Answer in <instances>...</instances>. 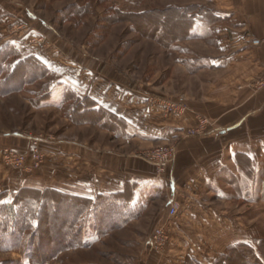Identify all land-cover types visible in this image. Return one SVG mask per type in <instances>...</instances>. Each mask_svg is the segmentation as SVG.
I'll return each mask as SVG.
<instances>
[{
	"label": "rangeland",
	"instance_id": "rangeland-1",
	"mask_svg": "<svg viewBox=\"0 0 264 264\" xmlns=\"http://www.w3.org/2000/svg\"><path fill=\"white\" fill-rule=\"evenodd\" d=\"M206 5L204 0H0V232L21 229V224L13 227L10 213L21 210L14 203L23 189L74 196L61 192L60 186L75 182L81 170L85 171V164L81 166L76 159L82 143L138 158L132 163L150 168L156 178L155 169L140 158L142 153L173 145L178 154L193 138L213 141L212 130L199 137H190L188 131L196 125V114L219 129L220 122L204 110L211 96L210 86L203 83L205 72L195 74L210 66L209 57L219 56L221 37L210 26L197 25L198 37L181 40L188 27L178 15L179 10L191 7L210 11ZM244 69V73H252L254 67ZM233 75L226 74L227 79ZM243 76L237 89L242 86L249 94L261 91L264 63L260 76L251 80H247L249 75ZM212 93L224 91L213 88ZM180 99L189 108L184 114L167 113L161 105ZM91 103L96 104L95 110L99 107L112 115L103 121L104 126L96 122L98 114L89 110ZM125 138L128 141L122 140ZM261 142L260 183L258 189L253 188L257 202H249L252 189L246 184L253 173L244 172L241 180L235 170L228 171L215 178V188L205 189L210 199L204 200V208L210 209L197 211L199 217L190 219L185 211L171 222L164 201L150 204L144 198L131 203L139 208L138 217L122 219L120 227L111 230L113 224L106 223L101 230L108 231L100 233L98 227L93 228L97 223L93 210H115L120 204L105 208V201H97V196L77 227L85 244L66 247L44 264H189L191 260L217 264L236 246L254 248L264 256V140ZM87 153L88 157L93 154ZM108 156L103 163L111 157L106 167L112 169L115 155ZM245 159L241 162L246 163ZM108 174L104 172L101 178L106 180ZM194 175L189 174L190 179ZM185 181L188 179L182 180L183 185H187ZM189 203L193 208L192 201L183 202ZM165 224L168 240L161 251H153L154 230ZM31 225L35 228L34 220ZM52 227L53 235L63 234L59 222L46 225ZM30 233L32 230L24 237ZM4 241L7 239L0 240L1 263L42 264L40 257L28 260L17 251H8L20 241L12 246ZM22 241L31 252L24 238ZM39 242L35 241L34 254L60 247L40 242L39 248ZM240 261L235 259L233 264Z\"/></svg>",
	"mask_w": 264,
	"mask_h": 264
},
{
	"label": "crops",
	"instance_id": "crops-1",
	"mask_svg": "<svg viewBox=\"0 0 264 264\" xmlns=\"http://www.w3.org/2000/svg\"><path fill=\"white\" fill-rule=\"evenodd\" d=\"M204 1L209 5L210 12L213 14L212 18L222 20V22H212L211 24L197 20L196 23V26H210L214 29V33L218 32L217 34L221 37L220 42L217 44L220 48L219 56L209 57L211 60L210 66L195 74V76H198L205 72L203 83L210 86L211 92L213 88L216 92L224 91L220 95L211 94L208 91L211 96L208 98V102L204 103L206 113L220 122L219 131L209 133L213 141L209 143L201 142L199 139L193 138L186 142L176 156L175 164L166 185L156 180L150 168H140L132 163L133 160L138 161V158L133 159V156L111 150L102 152L101 149L82 143L79 145L81 152H79L76 159L81 161V166L82 163L85 164V171L81 170L82 172L79 177L75 178V182H67L65 186H60L61 192L90 200L101 195L131 196V192H134V200L137 201L144 198L150 204L157 200L164 201L167 215L169 211L166 200L168 193V195H176L182 203L185 200L193 202V208L187 211L191 219L199 217L197 211H200V209H210L209 206L204 208L206 203L204 200L210 199L207 198L208 195L205 193L207 190L205 189L210 188L212 190L218 184V181L215 180L217 176L235 170V174L241 180H244L242 178L244 172L251 171L253 173L251 179L246 180V184L252 189L248 196L249 202L252 204L257 202V191H254L253 188L257 187L258 189L260 183L257 172L260 168L258 159L261 150H258V147L263 145L261 140H264V88L259 92L249 94L242 86L240 90L237 89V85L243 80L241 78L244 77V74L249 75L247 80H251L255 79V75L260 76L263 70L264 0ZM253 38L261 39L262 44L253 46L251 43ZM191 41L195 42L197 40ZM223 42L229 44L224 46ZM244 67L249 70L254 67L253 74L249 71L244 73ZM242 72L244 74L241 75ZM231 73L235 77L227 79L226 74L231 76ZM239 76L241 77L238 78ZM232 82H236V84L233 85ZM123 129H126V127H123ZM127 139L122 140L128 141ZM229 139L230 142H228ZM114 140L121 141L120 137H115ZM131 140L130 138L129 141ZM159 141L154 140V142ZM88 151L93 153L89 157ZM113 154L115 156L112 160V170L107 168L106 165L110 161V155ZM105 155H109L108 158L110 157L107 163H103L106 158ZM241 159H245L246 163L241 162ZM106 171L109 174L106 176L107 179L104 180L101 177ZM189 174L195 175L190 179ZM233 176L235 177V175ZM187 179L188 183L185 181L187 185H183L182 180ZM34 187L40 188L41 186ZM182 189L188 191L189 194L186 195V192H183ZM208 193H211V191ZM247 194L248 192L245 195ZM201 197L205 199L201 201ZM150 204L147 210H149ZM204 214L201 218L205 216ZM178 219L179 217L177 221ZM177 224L180 225V221ZM177 229L183 231L180 228ZM182 234H184V231ZM194 261L202 264L197 260Z\"/></svg>",
	"mask_w": 264,
	"mask_h": 264
},
{
	"label": "trees",
	"instance_id": "trees-1",
	"mask_svg": "<svg viewBox=\"0 0 264 264\" xmlns=\"http://www.w3.org/2000/svg\"><path fill=\"white\" fill-rule=\"evenodd\" d=\"M178 15L182 19L186 21L187 31L182 36V39H190L194 37H198L196 23L197 20H201L206 24L218 23L222 22L221 19H213L212 13L209 10L204 9L203 7H191L182 11L179 10ZM226 21V20H225ZM36 79V75H33ZM91 108L89 109L91 113L98 114L99 119L98 124L104 126V122L107 119H110L112 115H110L106 110L98 107V111L95 110L97 107L95 103H91ZM95 111V112H92ZM94 117V116H93ZM109 123V122H108ZM107 125V124H106ZM131 196L127 195H113V196H99L96 200L105 201V208L109 206V204L114 207L116 204H120L119 209H113L108 211L101 210H93L95 214V218L97 219V223L93 226L97 232H104L108 230H101V227H105L106 223H112L111 229L119 228V222L124 219L125 221L130 218H136L139 216L140 210L137 206H134L132 201L134 200L135 194L131 192ZM55 196V197H53ZM56 197H61L60 199H56ZM95 201L90 199H83L77 196H67L61 195L53 190H43V191H25L23 189L18 195L16 202L14 203L15 208L22 207L21 210L16 214V212L10 213V222H13V227L22 225L21 229L16 231L14 228L11 230H6L0 232V240L7 239L4 241V244L13 245L16 242L20 241L19 246L15 245L8 251H17L23 255L26 259L30 260L35 257L41 258L42 264L48 263V261L52 260L56 255L62 252L66 247H76L78 245L83 246L81 240V234L77 231V227L79 222L82 220L83 215L89 211L92 207L91 205ZM62 216V219L59 220L57 216ZM127 215H129L127 217ZM127 217V218H126ZM35 221V225L33 228L32 221ZM54 222H59L62 230L61 236L53 235V228H46V225L53 224ZM54 226V225H53ZM32 230V233L28 235V237H24V235ZM101 230V231H100ZM55 234V233H54ZM40 235V236H39ZM80 235V236H79ZM23 238L27 243V246L31 248V252L26 251V247L23 246ZM40 239V242L43 245L49 243L55 244L58 243L60 247H54V249L49 250L48 252L39 251L34 254L32 252L36 246L35 241ZM40 242L37 243L40 248ZM70 244V245H68ZM66 245V246H64ZM68 245V246H67ZM38 247V246H37ZM51 252V254H50ZM31 253V254H30ZM241 260V264H264V256L262 253L257 252L256 249L249 248L246 246H236L231 249L222 260L217 264H233L234 260ZM39 262V261H38ZM0 264H3L0 262ZM11 264H15L11 262ZM21 264V263H18ZM189 264H199L194 260H191Z\"/></svg>",
	"mask_w": 264,
	"mask_h": 264
},
{
	"label": "built area",
	"instance_id": "built-area-1",
	"mask_svg": "<svg viewBox=\"0 0 264 264\" xmlns=\"http://www.w3.org/2000/svg\"><path fill=\"white\" fill-rule=\"evenodd\" d=\"M253 46H260L262 44L261 39L253 38L251 40ZM264 85V77L260 83ZM164 109L167 113L173 114H184L188 111V106L184 102V99H180L177 103H163ZM196 125L188 131V135L190 137H199L209 132V130L217 131L218 128L215 126L214 122L212 123L207 117L196 114ZM210 133V132H209ZM36 141H41V139H37ZM177 156V148L175 146H170L169 148H157L150 152H145L140 155V158L144 160L146 163L151 165L156 172V180H158L161 184H165L169 180V173L172 167V164ZM169 205L168 211V219L172 220L176 219L181 213L185 211L191 210L190 203L188 205H184L180 202L176 195H169L167 199ZM168 221V222H169ZM171 222L167 223L172 224ZM158 226L154 230V234L151 240V247L153 251H161V247L163 242L168 240L166 237V225Z\"/></svg>",
	"mask_w": 264,
	"mask_h": 264
}]
</instances>
